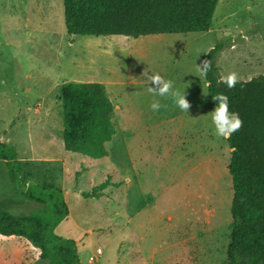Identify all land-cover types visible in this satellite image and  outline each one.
Masks as SVG:
<instances>
[{"label":"rangeland","instance_id":"obj_1","mask_svg":"<svg viewBox=\"0 0 264 264\" xmlns=\"http://www.w3.org/2000/svg\"><path fill=\"white\" fill-rule=\"evenodd\" d=\"M219 43L220 77L264 76V0H221L206 33L138 39L70 36L63 0H0L1 142L31 163L25 171H52L73 218L87 223L78 229L65 221L56 234L78 241L85 264H104V256L107 264H228L231 149L208 119L214 106L196 69ZM144 73L186 88L188 114L158 96L162 107L152 111ZM71 82L102 84L114 104L116 134L103 160L65 151L59 98ZM95 188L100 197L83 196ZM0 207L16 217L40 207L24 197L4 161ZM132 208L141 209L144 227L127 224ZM133 231L144 257L131 261L125 252ZM98 248L103 256L90 262ZM0 264L47 263L26 241L0 236Z\"/></svg>","mask_w":264,"mask_h":264},{"label":"trees","instance_id":"obj_2","mask_svg":"<svg viewBox=\"0 0 264 264\" xmlns=\"http://www.w3.org/2000/svg\"><path fill=\"white\" fill-rule=\"evenodd\" d=\"M221 0H63L64 18L70 36H124L138 39L168 34L206 33L212 28ZM223 43L203 59L212 70L203 79L212 97L223 93L229 109L239 114L242 125L228 137L231 149L229 173L233 185L232 228L227 250L228 264H264V76L237 82L229 89L219 81L217 59ZM59 101L63 108V143L69 154L91 162L108 157L106 146L116 134L114 104L106 88L98 83H65ZM11 180L27 200L40 207L26 217H16L0 207V236L26 241L47 264H83L77 243L56 234L70 210L52 171H25L29 162L20 161L13 147L1 142ZM83 193L86 199L102 194Z\"/></svg>","mask_w":264,"mask_h":264},{"label":"clouds","instance_id":"obj_3","mask_svg":"<svg viewBox=\"0 0 264 264\" xmlns=\"http://www.w3.org/2000/svg\"><path fill=\"white\" fill-rule=\"evenodd\" d=\"M199 76L206 77L207 73L212 70V61L210 59L201 60L200 64L196 65ZM145 81L148 84V91L153 93V99L149 107L152 111L159 110L162 105L155 97H166L171 103L181 112L188 114L190 107L189 102L185 98V89L178 86L172 79H164L159 73L147 74L144 73ZM238 81L237 74L230 72L219 77L218 82L224 83L229 89L233 88ZM212 99L216 102L215 108L208 113L215 134L219 137L227 138L233 132L240 129L242 120L239 114L229 109V98L223 93H216Z\"/></svg>","mask_w":264,"mask_h":264},{"label":"crops","instance_id":"obj_4","mask_svg":"<svg viewBox=\"0 0 264 264\" xmlns=\"http://www.w3.org/2000/svg\"><path fill=\"white\" fill-rule=\"evenodd\" d=\"M148 206H149V204H148ZM69 210H70L69 216H68V218L65 221L71 220L72 223L74 222L75 226L78 229L81 227V225L87 224V223H83V222H81L79 224V222L76 221V219L73 218L72 211H71L70 208H69ZM139 213H141V209H137L136 210V209L132 208V212L129 214V216L126 219L127 220V224L130 225V226H135V227H144L145 226V224L143 222L144 221V217H139ZM166 222L167 223H171V225L168 226L170 230H174L175 229L177 223H175L176 221L173 218V216H168V218H166ZM88 233L93 234V231L92 230H88ZM140 238H141V240L143 242L145 241V236H142ZM70 239H72V238H70ZM136 239H137V234H136L135 231H133V234H132V243H133V245H129L128 246V249L125 252L126 253L125 258L126 257H129L128 260H131V261H133V260H139V259H142L144 257L143 249H142V247L140 245H138L139 242ZM74 241L77 243L78 251H79V257H80V260H81L82 257H81V252H80V248H79V245H78V241H76V240H74ZM124 243L125 242H123L122 244H124ZM98 249H101V248H98ZM156 253H157V249L154 251V254H156ZM102 256H103V253H102V255L100 257H102ZM100 257H99V259H100ZM104 261H105L104 264H107L108 263V261L106 260L105 256H104ZM81 262L83 264H85L82 260H81ZM116 264H118V263H116ZM152 264H155V262L153 261Z\"/></svg>","mask_w":264,"mask_h":264},{"label":"built area","instance_id":"obj_5","mask_svg":"<svg viewBox=\"0 0 264 264\" xmlns=\"http://www.w3.org/2000/svg\"><path fill=\"white\" fill-rule=\"evenodd\" d=\"M102 250L101 249H98L97 251H96V254L94 255V256H91L90 257V259H89V261L90 262H95V261H97L98 260V258L102 255Z\"/></svg>","mask_w":264,"mask_h":264}]
</instances>
